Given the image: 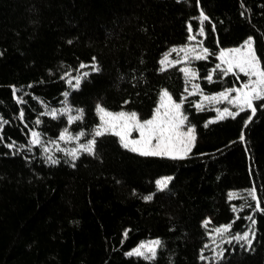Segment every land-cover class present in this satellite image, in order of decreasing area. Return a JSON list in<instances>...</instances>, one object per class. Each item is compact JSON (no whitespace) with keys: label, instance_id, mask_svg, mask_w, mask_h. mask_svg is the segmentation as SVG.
Here are the masks:
<instances>
[{"label":"trees","instance_id":"16d2710c","mask_svg":"<svg viewBox=\"0 0 264 264\" xmlns=\"http://www.w3.org/2000/svg\"><path fill=\"white\" fill-rule=\"evenodd\" d=\"M190 37L208 52L193 63L201 93L241 88L220 55L253 40L264 71V0H0V264H264V100L251 120L201 107L181 68L161 64ZM165 90L196 134L188 157L93 136L98 105L143 122ZM62 135L95 138L94 153L74 160L55 148ZM253 189L258 201L231 198ZM208 221L254 223L253 247L210 259ZM157 240L153 258L128 255Z\"/></svg>","mask_w":264,"mask_h":264},{"label":"snow or ice","instance_id":"6c2138e0","mask_svg":"<svg viewBox=\"0 0 264 264\" xmlns=\"http://www.w3.org/2000/svg\"><path fill=\"white\" fill-rule=\"evenodd\" d=\"M203 15L204 14L201 13V16ZM204 19H207V17L205 16ZM189 31H191V25H189ZM247 47V52L243 53L242 55L233 56L226 61L228 68L225 71H231L233 67H238L240 71L244 72L246 75L259 77V79L252 82L251 85L246 84L244 86L245 89H250L249 91H242L239 88L235 89L239 95L234 101H232L233 103L238 104L240 112L250 109L251 115L248 117V120H251L252 116L255 115L257 110L256 107H254L253 102L256 100H264V71H261L258 66L257 58L255 57L251 47V41L247 42ZM233 51L240 53V49ZM224 56L225 54L221 53V59H224ZM166 60L167 57L161 61V64H164ZM81 67H83V65H81ZM183 71L189 77L194 75V73L190 72L188 69H183ZM85 75H87V73H85ZM207 78L210 80L211 76ZM80 79L81 77L75 78L76 88H79L80 86ZM69 83H71V81H69ZM67 95L68 93H65V96ZM221 95L224 96L226 94L221 93ZM165 98L167 103H164ZM260 106L264 107V104H261ZM161 107L165 109L163 115L161 114V108H156L155 115H153L150 119H145L143 122H141L137 116V113L135 112L126 113L122 111L113 114L112 112L106 111L103 107L98 105L97 111L100 113L101 124L94 130L93 136L100 137L106 133L115 135L119 138V142L121 143L122 147L129 149L132 152H136L141 156H167L173 159H182L192 146L193 129L190 127L187 132L181 131V127L184 125L187 117L181 115V104L173 103L171 96L166 90L163 92ZM224 113H227V115L233 117L234 115L238 114L229 112V110L225 108L224 112L221 113L219 117L220 119L224 118ZM53 115H55V113H53ZM80 118V116H70L69 120L74 121ZM133 131L139 132V139L129 138ZM80 135H84V133H81ZM36 136L37 134L33 133V143L40 142ZM60 138L64 139V136L62 135ZM154 141L155 143H153ZM95 144L96 140L93 138L88 142L87 145L82 144L80 147L89 154H93ZM71 155L73 159L76 158L75 152L71 153ZM51 162L57 163L55 160H52ZM170 180L171 177H166L156 181V183L160 190H163L167 187V184L170 182ZM151 198V196L146 197V199ZM230 227L231 225H228L223 228H218L216 231L218 233H224L228 231ZM124 235L127 236V233ZM234 239L237 241H246L249 247L252 245V239L249 238L248 232H245L243 235H236ZM159 245V240L153 241L151 244H142L139 248L135 249L134 252H129L128 255L135 254L137 256H143L145 253L142 251V249L147 248L148 252L152 253L154 256L155 247Z\"/></svg>","mask_w":264,"mask_h":264},{"label":"rangeland","instance_id":"374dc122","mask_svg":"<svg viewBox=\"0 0 264 264\" xmlns=\"http://www.w3.org/2000/svg\"><path fill=\"white\" fill-rule=\"evenodd\" d=\"M248 41H251V47L253 49L255 57L257 58L256 53H255V49H254V45H253V40H248ZM247 42L241 48H239L240 53H236L233 50L222 51V53H224L225 56H224V59H221V55H220V69L223 72H225L226 74H236L237 76H239V75L245 76L246 77V84L251 85L252 82L258 80L259 77L246 75L244 72H241L238 67H233L231 71H225L228 68V64L226 63V61L228 59L232 58L233 56L242 55L243 53L248 51ZM207 55H208V52L205 51V48L203 47L201 40L198 39L197 37H193V38H191L190 44L187 47L178 48V49H175L172 52H170V54L166 56L167 60L163 64V67L165 69L171 68V67H180L182 71H183V69H188L190 72L194 73V75L189 77L183 71L185 74L187 83H188V87H189L188 93L189 94H199L201 96L200 106L201 107H205V106L206 107H213L214 109H217V111H218V119L217 120H222L219 117H220L221 113L224 112L225 108H227L229 110V112H232L234 114L240 112L238 104L232 102L236 99V97L239 94L235 90L225 92L226 95H224V96H222L221 94L215 95V96H206V95H203L201 93L200 86L198 85V75L193 68V63L195 61H198L199 59L206 58ZM197 57H199V58H197ZM257 61H258V66H259L260 70L263 71L262 67H261V63L259 62L258 58H257ZM73 82H76V80H74ZM246 84H244L239 89H241L242 91H249L250 89L244 88V86ZM206 97H207V99H206ZM212 98H214V99H212ZM161 101H162V99H161ZM172 102L175 103L173 101V99H172ZM164 103H167L166 98L164 99ZM254 103H255V101L253 102V104ZM158 108H161V114L163 115L165 109L163 107H161V103H160ZM247 110H250V109H247ZM180 113L182 116H184L183 112H182V107L180 108ZM98 114L100 116L99 112H98ZM113 114H116V113H113ZM70 116H74V115L71 113ZM229 117H233V116H229V115H227V113H224L223 119H226ZM71 122H73V121H71ZM188 129H189V127L187 126L186 120H185L184 125H182V127H181V131L187 132ZM192 137H193L192 146H191L190 150L185 154L184 158H186L190 155V153L193 150L194 145L196 143V134H195L194 130L192 132ZM129 138L130 139H139L140 138L139 132L133 131ZM153 143H155V141ZM82 144H83V142H82L81 137H77V138L73 139V138H70L68 135H64V139H62L60 143L56 144L55 148L60 149V150L63 149V152L67 153L69 155V157H71V158H73L71 153L75 152L76 158H77L82 153H88L80 147ZM83 145H85V144H83ZM159 157L171 158V157H167V156H159ZM171 159H173V158H171ZM231 198L235 199V200L245 199V198H249V199H252L254 201L259 200L257 191L254 189L251 191H248V192H243V193H233V194H231ZM205 228L207 229V232H208L207 249L211 255L210 259H213V260L221 258L223 256L224 250L227 246H231L232 248L235 247V248H242V249H249L250 250L253 247L255 240H256V229H255L254 223L251 224L249 226V228L245 231V232L249 233V238L252 239L251 247L248 246L246 241H243V240L237 241L236 239H234V237L236 235H243L245 232H243L242 234H236L233 232V229L230 227L228 229V231H226L224 233H218L216 231V229H218V228L214 227L209 221L206 222ZM219 228H223V227H219ZM151 243L152 242L145 243V244H151ZM158 247L159 246L155 247L154 256L156 255ZM142 251L145 253V255H143L142 257H146V258H153L154 257L152 253L148 252L147 248L142 249ZM133 255H135V254H133ZM207 256L208 255L206 254L205 258Z\"/></svg>","mask_w":264,"mask_h":264}]
</instances>
